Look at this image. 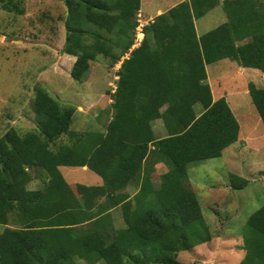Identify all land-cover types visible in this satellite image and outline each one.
I'll list each match as a JSON object with an SVG mask.
<instances>
[{"label": "trees", "instance_id": "trees-1", "mask_svg": "<svg viewBox=\"0 0 264 264\" xmlns=\"http://www.w3.org/2000/svg\"><path fill=\"white\" fill-rule=\"evenodd\" d=\"M64 4L73 79L84 80L98 55L116 64L134 44L140 0ZM217 4L182 0L143 25L121 60L104 131L71 129L73 106L37 90L35 129L0 136V264H181L179 252L210 238L187 167L220 156L239 124L224 97L212 100L205 64L229 58L264 72V0H222L226 20L197 35L194 20ZM248 93L264 125V87L249 83ZM61 134L71 142L50 148ZM156 162L168 168L158 184L150 177ZM59 166H86L102 185L71 187ZM29 170L39 188H27ZM229 177L234 189L247 184ZM112 208L122 209L118 228ZM240 248L238 264H264V202L247 217Z\"/></svg>", "mask_w": 264, "mask_h": 264}, {"label": "rangeland", "instance_id": "rangeland-1", "mask_svg": "<svg viewBox=\"0 0 264 264\" xmlns=\"http://www.w3.org/2000/svg\"><path fill=\"white\" fill-rule=\"evenodd\" d=\"M178 1L140 0L141 5L136 16L140 27L135 28L134 44L123 57L128 56L139 45L143 38V35L139 37L143 34V25L149 21L147 17ZM221 2L222 0H218L217 5L220 7L216 5L196 19L197 34H202L226 20ZM66 18L64 0H0V135L1 132L5 134L10 130L24 133L35 129L34 101L37 90L40 89L59 102L73 106L71 129H106L112 111L110 98L116 88L117 72L123 57L111 65L109 58L98 55L89 61V71L84 80L73 79L70 70L76 57L65 50ZM230 64V61L211 63L208 74L211 76L210 82L215 95L218 90L227 91L229 94L237 91L235 96L229 95L230 109L234 117L239 119L245 137H241L236 145L239 150L254 145L245 144L249 134L256 146L250 147L253 151H243L245 165L240 173L247 180V184L233 191H228L225 187L231 186L230 174L227 176L224 165L229 153L223 157L207 158L188 165V180L199 201L210 238L188 251L179 252L177 260L181 264H238L245 253L240 248L245 221L264 202V125L250 95L245 91L248 90L249 83L258 88L264 87V74L255 69L254 72H259L260 76H253L249 70H244L241 75L236 69V61ZM235 101L241 102L240 107ZM199 107L197 104L195 109L198 110ZM161 125V120H154L155 133H159ZM161 130L164 132L163 128ZM70 142L67 134H61L54 141H50L49 147L55 150L59 145ZM236 157L240 160L241 153L238 152ZM232 159L235 158L230 156V160ZM230 168L237 172L239 167ZM59 169L65 180L74 181L75 188L78 184L93 186L92 181L81 177L88 169L82 166H59ZM153 170L154 165L150 177L158 184V173L164 169L162 167L158 173ZM29 172L31 176L37 174L32 170ZM90 173L94 172L89 171ZM208 186H212L213 190L208 192ZM128 190L130 195L137 191L136 188ZM103 198V194L95 195L91 199V207H96ZM223 201L225 204H222ZM229 201H235L236 204H230ZM114 214L116 219H113V225L118 228L123 225L122 209L119 208ZM2 229L3 226H0V231ZM98 264L104 262L100 261Z\"/></svg>", "mask_w": 264, "mask_h": 264}, {"label": "crops", "instance_id": "crops-1", "mask_svg": "<svg viewBox=\"0 0 264 264\" xmlns=\"http://www.w3.org/2000/svg\"><path fill=\"white\" fill-rule=\"evenodd\" d=\"M180 1H182V0H179L178 2H180ZM178 2H176V3H174V4H172V5H170L169 7H167V8H165V9H163V10H161V11H159L158 13H155L153 16H150L149 18L147 17V19L148 20H152V18L154 17V16H156L157 14H159V13H161V12H163V11H165V10H167L168 8H170L171 6H173V5H175V4H177ZM140 5H141V2H140ZM217 7H220L219 5H217ZM195 21H196V19L194 20V24H195ZM224 20H222L221 22H223ZM148 22V21H147ZM220 22V23H221ZM197 33V32H196ZM197 35H200V34H197ZM143 36H144V34H143ZM221 61H230V65H232V62L234 61V60H231V59H229V58H223V59H220V60H218V61H216V62H213V64L214 63H217V62H221ZM235 62V61H234ZM211 63H209V64H205V71H206V81H207V83H208V85H209V87H210V90H211V97H212V100L214 101V100H216V99H218V98H220V97H224L225 98V100L227 101V103H228V105H229V107L231 106V101L229 100V95L230 96H235L236 95V93H237V91H235V92H232V94H229V93H227V91H223V90H218L217 88H216V90H218V92H217V95H215L214 94V91H213V88H212V85H211V82H210V77L211 76H209V74H208V69H209V65H210ZM237 65V71H239V73H241V75H242V73H243V71L244 70H249L250 71V73H252L253 74V76H260L262 73L264 74V72H262V71H260V73L261 74H259V72L257 73V72H254L255 71V69L256 68H251V67H242V66H239L238 64H236ZM217 86V85H216ZM245 91H247L248 92V90L247 89H245ZM243 92H244V90H243ZM249 94V93H248ZM111 99V98H110ZM111 102H112V99H111V101H110V105H111ZM236 102V104L237 105H239V107H240V104H241V102H238V101H235ZM236 106V105H235ZM197 110V109H196ZM200 111H201V109H200V107H199V109L197 110V114H199L200 113ZM111 115V114H110ZM259 115V114H258ZM236 118V117H235ZM260 118V117H259ZM157 119H159V118H157ZM237 119V121H238V124H239V132H238V139L234 142V143H232V144H230V145H228L227 147H225L223 150H222V153H221V155H220V157H223L224 155L226 156L228 153H229V156H228V159L227 158H225V160H224V165H225V168L227 169L226 170V174H227V176L229 175V174H235V175H239V176H241V177H243L242 176V174L240 173V171L242 170V167H243V165H245V157H243V151L245 152V149H249V150H254V149H252V148H254V147H256L255 146V143L253 142V137H251L249 134H248V139L246 140V143L245 144H247V143H250V144H254V145H252V146H250V147H252V148H250V147H244V148H242V149H238V147H237V145H236V143H238L237 141H239V139L242 137V138H244L245 136H243V133H242V128L240 127V122H239V119L238 118H236ZM156 120V119H155ZM160 120V119H159ZM259 120V119H258ZM162 122V121H161ZM163 128V125H161L160 127H159V133H155V129H154V121H152V129H153V131H154V134L156 135V137H160V136H163L164 134H165V131L163 132L161 129ZM163 130H164V128H163ZM28 131H30V130H28ZM28 131H26V132H28ZM104 131V130H103ZM2 134L0 135V136H2L3 135V133L4 132H1ZM25 133V132H24ZM262 136L264 137V128L262 129ZM234 145H236V149L234 148ZM235 151V152H234ZM256 151V150H255ZM238 152H240L241 153V158H240V160L236 157V155H237V153ZM235 155V156H234ZM230 156H231V158H235V159H232V160H230ZM209 159V158H208ZM231 162H230V161ZM232 161H234V162H232ZM84 169H88V168H86V166H82ZM162 167H163V171H161L160 169H162ZM230 167H233L234 169L236 168V167H239L238 169H237V172H234V171H231V168ZM167 166H166V164H164L163 162H156L155 164H154V170L153 171H157V173H158V171L160 170V173H158L159 175H161L162 173H164V172H166L167 171ZM241 169V170H240ZM89 170V169H88ZM90 172H92L91 170H89ZM89 171L88 172H85V174L83 175V173L81 174V177L83 178V176L84 177H86L87 179H89L90 181H92L93 182V186H99V185H102V178L98 175V174H96L95 172L94 173H90L89 174ZM236 171V170H235ZM83 172V171H82ZM89 174V175H88ZM88 176V177H87ZM37 178V179H36ZM152 178V177H151ZM152 180L154 181V178H152ZM39 181V182H38ZM67 181V183L72 187V186H74L75 184H74V181H68V180H66ZM155 182V181H154ZM30 183H32V185L30 184ZM41 186V180H40V177H39V175H37V174H35L34 176H32V179H30V181L28 182V184H27V188H30V189H36V188H39ZM249 186V185H248ZM222 187H224V186H222ZM226 188H227V190L229 191L230 189H232V191L233 190H237V189H234L232 186H230V185H228V186H225ZM131 188V187H130ZM129 188V189H130ZM213 190V187L212 186H208V192H210V191H212ZM233 198V197H232ZM231 198V199H232ZM230 202V204H232V203H235V201H229ZM228 202V203H229ZM222 204H225V201H223L222 202ZM230 204H227V205H230ZM236 204V203H235ZM231 206V205H230ZM110 211H112L113 213H115V211H117L116 209H114V208H112V209H110ZM81 262V261H80ZM98 262H100V261H98ZM98 262L97 263H95V264H98Z\"/></svg>", "mask_w": 264, "mask_h": 264}, {"label": "bare ground", "instance_id": "bare-ground-1", "mask_svg": "<svg viewBox=\"0 0 264 264\" xmlns=\"http://www.w3.org/2000/svg\"><path fill=\"white\" fill-rule=\"evenodd\" d=\"M142 35H143V34L141 33V34L139 35V37L141 38V37H142Z\"/></svg>", "mask_w": 264, "mask_h": 264}, {"label": "built area", "instance_id": "built-area-1", "mask_svg": "<svg viewBox=\"0 0 264 264\" xmlns=\"http://www.w3.org/2000/svg\"><path fill=\"white\" fill-rule=\"evenodd\" d=\"M136 27L139 28L140 26L137 25ZM138 33H139V32H138Z\"/></svg>", "mask_w": 264, "mask_h": 264}]
</instances>
